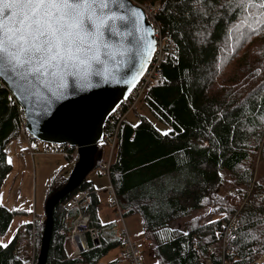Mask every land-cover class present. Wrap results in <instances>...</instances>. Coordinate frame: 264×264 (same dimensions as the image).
<instances>
[{
    "label": "trees",
    "instance_id": "1",
    "mask_svg": "<svg viewBox=\"0 0 264 264\" xmlns=\"http://www.w3.org/2000/svg\"><path fill=\"white\" fill-rule=\"evenodd\" d=\"M134 1L159 5L156 21L162 34L174 40L177 58L163 64L161 80L142 96L133 111L137 124L127 119L121 123L108 168L109 149L104 143L98 146L93 170L107 176L121 216H138L143 232L154 237L156 264L207 260L257 264L264 256V9L260 0H253L246 11L241 0H205L206 15L197 14L189 0ZM249 25L261 31L249 34ZM140 104L166 127L167 135L137 111ZM19 114L18 103L1 84L0 188L11 171L7 149L19 138ZM69 152L64 157L75 164L77 155L72 149ZM223 174L236 196L221 195ZM67 179L62 170L54 174L46 202ZM84 191L88 196L79 208L89 219L87 250L69 257L66 239L78 212L64 206ZM99 205L97 191L87 180L56 204L46 264H99L111 250L122 247L119 235H112L114 224L100 223ZM203 209H208L211 223L200 224L203 217H196L184 223V231L169 229L174 221ZM236 213L234 249L223 255L218 234L222 223ZM12 218L0 203V238ZM39 218L35 264L45 224V216ZM18 235L7 248L0 247V264H26L16 253Z\"/></svg>",
    "mask_w": 264,
    "mask_h": 264
},
{
    "label": "snow or ice",
    "instance_id": "2",
    "mask_svg": "<svg viewBox=\"0 0 264 264\" xmlns=\"http://www.w3.org/2000/svg\"><path fill=\"white\" fill-rule=\"evenodd\" d=\"M189 2L197 14H207L205 0ZM252 3L241 0V7L246 11ZM114 7L124 9V0H0V75L21 82V91H28L25 86L30 85L33 95L37 94L35 88H41L55 98L65 94L68 78L82 87L91 86V75L106 79L107 67L101 70L99 66L115 59L108 51L107 40L114 35L131 36V32H121L117 26L130 18H134L138 32L144 16L132 9L122 14ZM259 7L264 9V0H260ZM260 31L250 25L247 28L249 34ZM153 44L149 40L144 47L150 51ZM124 55L126 52L120 53ZM121 63L118 61L117 67ZM94 65L98 66L95 72ZM47 103L50 105V101ZM7 162L11 164V158ZM0 247L7 248L8 244L0 243Z\"/></svg>",
    "mask_w": 264,
    "mask_h": 264
},
{
    "label": "water",
    "instance_id": "3",
    "mask_svg": "<svg viewBox=\"0 0 264 264\" xmlns=\"http://www.w3.org/2000/svg\"><path fill=\"white\" fill-rule=\"evenodd\" d=\"M124 3V9L114 7V10L122 14H126L127 9L143 12L130 0H124ZM117 26L121 32H131L132 35H114L107 40L110 45L108 51L115 55V59H108L106 65L99 66L101 70L107 67L106 79L89 76L90 87L74 84L72 78H68L65 94L55 98L51 92L41 88H35L37 94L33 95V86L30 85L25 86L28 91H21V82L0 75V80L23 110L25 130L31 137L43 143L77 148V160L65 186L46 202L45 224L36 264H46L53 229L54 207L61 199L75 191L93 170V161L103 139L104 124L127 98L151 61L155 49L154 30L145 14L140 21L138 32L134 18H130L126 23L118 22ZM149 40L154 41L150 51L144 47ZM121 52H126V55L121 57ZM101 58L104 59L103 50ZM121 60L123 63L117 67V62ZM97 67L93 66L94 72ZM55 90L53 86V91ZM97 243L95 240V244Z\"/></svg>",
    "mask_w": 264,
    "mask_h": 264
},
{
    "label": "built area",
    "instance_id": "4",
    "mask_svg": "<svg viewBox=\"0 0 264 264\" xmlns=\"http://www.w3.org/2000/svg\"><path fill=\"white\" fill-rule=\"evenodd\" d=\"M130 1L143 10L148 22L151 24L154 30L155 49L151 61L140 80L129 92L127 98L121 102V104L115 109L113 114L104 124L103 139L99 145L104 143L107 144L111 155L115 151L117 134L121 123L137 108V105L144 93L161 80L163 64H165L169 60H174L177 58V48L174 40L162 34L156 21L157 14L159 12V5L139 4L134 0ZM1 84L3 83L0 80V85ZM9 98L11 99V96ZM19 116L21 120L19 138L26 144V148L22 152V156H29L30 158L42 154L68 156L71 154L69 152L71 149L73 150V153L77 155V148H73L69 145H53L43 143L31 137L25 130V115L21 108ZM111 158L112 157H110V159L108 160V163L106 165L107 168ZM224 177H226V174H223V178ZM109 193L112 196L110 205L116 207L118 210L117 200L110 185ZM230 195L236 196V193L230 192ZM87 196V191L76 193L66 202L64 206L66 210L74 208L78 212L77 217L72 222L70 235L66 239L65 248L69 257H77L87 250L85 232L87 231L89 219L86 215L80 212L79 208L80 202L86 199ZM36 221H40V219H37V217H33L30 223L31 228L26 226L21 227L18 235L16 253L18 257L23 258L26 264H35L37 244L35 231ZM210 221L212 222L213 220L207 219L206 222H202V224H208L210 223ZM237 225V213L222 223L221 231L219 232L218 236L221 240L223 255H230L234 249ZM90 233L92 239L96 240L95 232L92 230L90 231ZM119 239L121 241L123 249L120 254V260L125 261L128 264H143L140 250L138 249L137 245L131 240L124 227L119 232ZM209 250L211 251L212 249L209 247ZM263 263L264 259L259 261V264ZM204 264H211V262L207 260L204 262Z\"/></svg>",
    "mask_w": 264,
    "mask_h": 264
},
{
    "label": "rangeland",
    "instance_id": "5",
    "mask_svg": "<svg viewBox=\"0 0 264 264\" xmlns=\"http://www.w3.org/2000/svg\"><path fill=\"white\" fill-rule=\"evenodd\" d=\"M144 108L145 107L140 104L137 111L142 115H147V117L153 122V124L161 132L165 133L167 131L166 127L156 122ZM126 119L128 122H131L132 125L137 124L138 121L133 112ZM113 153L111 155L110 151L108 152V160L110 159V157L113 156ZM59 157L62 158L65 164H67V169L64 171L65 175H67L72 170L75 164L73 162L67 161L64 156L48 154L40 155L35 159L36 171H33V168L31 166L30 168L26 169V167L24 166V161L21 159V157H18L19 159L16 158V160H13V163L10 164L11 171L4 179L0 188V203L1 205H3V207H5L9 212L13 214V218L11 221H13L15 218L17 221L24 219L27 221L26 223H30L33 217L45 215L46 196L47 189L51 181V170L54 167L60 165L61 159ZM45 166H48L49 169H47V167ZM65 175L64 177L67 178L70 174L67 176ZM86 180L90 182L93 181V185L95 186V189L97 191L99 187L102 186V190L100 192H97V195H100L101 202H103L104 200L106 201L105 204H101L99 200L100 206L102 207L103 205H106V207L111 210H114L116 213L117 208L110 205V200L112 199V196L109 193V182L107 176L100 175L96 170H92L89 172ZM224 180V184L220 191L221 195L230 194V192H236L234 186L231 185V182L228 179L227 175L226 177H224ZM196 217H203L201 219L200 224H202V222L205 223L207 219H212L211 216H208V209H203L192 213L189 217L181 218L179 220L174 221L169 225V229L184 231V223ZM135 218H138L140 222V218L138 216H135ZM16 220L13 224L10 223L8 233L6 232L7 234L0 238V243H8L9 237H12L20 227H23V225L19 227L15 226ZM134 220L135 219L130 220L131 225L134 227V229L139 230V225L141 223L135 224ZM125 225L127 227L128 232L131 234V228L129 226L130 223L126 222ZM140 227L141 234H143L142 236H140L141 238H138L137 240L133 239L132 237L131 239L134 242L136 241L135 243L138 249L140 250L142 256L143 251H145L142 242L147 241L145 236H147L148 239L150 238L151 241H154V237L151 234L143 233L142 225H140ZM262 259H264V256L259 258L257 264H259V261H261ZM106 263L107 262L105 258L102 259V261L100 262V264Z\"/></svg>",
    "mask_w": 264,
    "mask_h": 264
},
{
    "label": "crops",
    "instance_id": "6",
    "mask_svg": "<svg viewBox=\"0 0 264 264\" xmlns=\"http://www.w3.org/2000/svg\"><path fill=\"white\" fill-rule=\"evenodd\" d=\"M25 148H26V144L20 139V138H18V140L16 141V142H13V143H11L10 145H9V147H8V149H7V161H8V159L9 158H11V160H12V163H13V160H16V158L17 159H19L18 157H21V159L24 161V166L26 167V169H28V168H30V166L33 168V171L35 170L36 171V161H35V159L37 158V157H39L40 155H36V156H34L33 158H30L29 156H22V152L25 150ZM21 154V155H20ZM59 156V155H58ZM28 157V158H27ZM60 158V157H59ZM61 159V163H60V165H58L57 167H54L52 170H51V177H50V179H52V177L54 176V174L58 171V170H62V173H63V175H65V173H64V171L67 169L66 168V165L67 164H65V162L62 160V158H60ZM18 162V161H17ZM11 163V164H12ZM45 167H47V169H49L48 168V166H45ZM74 167V166H73ZM72 170H73V168H72ZM71 170V171H72ZM48 171H50V170H48ZM71 171L67 174V175H69L70 173H71ZM67 175H65V176H67ZM92 182V184H93V181H91ZM94 186V185H93ZM94 188H95V186H94ZM96 190V189H95ZM102 190V186H100L99 187V189H98V191L97 192H100ZM98 199L100 200V195H98ZM105 201L106 200H104L103 202H101V200H100V202H101V204H105ZM117 213V214H116ZM116 213H115V211L114 210H111V209H109L108 207H106V205H103L102 207L99 205V208H98V215H99V220H100V223L101 224H103V225H106V224H114V228H113V231H112V235L113 236H116V237H118V235H119V232H120V230L124 227L125 229H126V231H127V233H128V235H129V237L130 238H132L133 237V239H137L138 240V238H141L140 236H142L143 234H141V227H140V223H141V221L139 222V219L138 218H135V216H129V217H122L121 216V214L116 210ZM35 217H37V216H35ZM33 219V218H32ZM37 219H40L41 220V218H39V217H37ZM131 219H135L134 221V223L135 224H140L139 225V230L138 229H134V227L131 225V222H130V220ZM16 219L14 218V220L13 221H11V223L13 224L14 223V221H15ZM27 221L26 220H16V224H15V226H17V227H19V226H21V225H23L24 227L27 225V224H30L31 223V221H30V223H26ZM130 223V231H131V234L128 232V230H127V227H126V225H125V223ZM20 229H21V227L17 230V232L12 236V237H9V239H8V243H9V241L18 233V232H20ZM8 230H9V228H8ZM8 230H7V233H8ZM6 233V234H7ZM144 233V232H143ZM5 234V235H6ZM146 237V240L147 241H143L142 242V245H143V248L145 249V251H143V253H142V257H143V262H144V264H156V260L154 259V256H153V251H152V245L154 244V241H151V239L149 238L148 239V237L147 236H145ZM1 240V239H0ZM132 240V239H131ZM133 241V240H132ZM134 242V241H133ZM136 242V241H135ZM134 242V243H135ZM7 243V244H8ZM136 244V243H135ZM122 247H118V248H116V249H113V250H111L104 258L106 259V264H128L127 262H125V261H122V260H120V254H121V252H122ZM103 258V259H104ZM102 261V260H101ZM100 261V262H101ZM100 264V263H99Z\"/></svg>",
    "mask_w": 264,
    "mask_h": 264
}]
</instances>
